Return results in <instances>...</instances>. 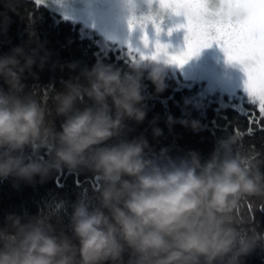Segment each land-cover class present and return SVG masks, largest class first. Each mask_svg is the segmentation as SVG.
I'll list each match as a JSON object with an SVG mask.
<instances>
[{
    "label": "clouds",
    "instance_id": "clouds-1",
    "mask_svg": "<svg viewBox=\"0 0 264 264\" xmlns=\"http://www.w3.org/2000/svg\"><path fill=\"white\" fill-rule=\"evenodd\" d=\"M153 3L117 0L116 7L132 17ZM7 22L5 16L0 25ZM50 55L39 45L30 51L18 45L0 55L7 89L0 88V181L12 179L16 188L20 182L44 183L63 169L90 171L98 177L99 206L73 204L68 226L76 243L43 216L9 214L0 229V264H242L257 238L238 232L248 221L238 209L244 200L264 202V173L239 152L240 137L219 139L203 163L196 151L175 158L165 148L153 154L143 134L126 139L132 131L126 122L139 125L146 118L145 71L155 93L165 89L164 64L147 60V66L139 59L123 73L100 62L90 68L53 62L60 71L78 70L54 97L55 114L65 117L56 131L46 122L50 110L25 93L22 82L25 72L36 75L34 67L43 71ZM82 98L89 105L74 110ZM158 119L149 121L154 141L163 136ZM165 123L171 128V115ZM179 123L200 128L197 120ZM110 140L115 142L106 145ZM39 148L47 149V159L25 152Z\"/></svg>",
    "mask_w": 264,
    "mask_h": 264
},
{
    "label": "trees",
    "instance_id": "trees-1",
    "mask_svg": "<svg viewBox=\"0 0 264 264\" xmlns=\"http://www.w3.org/2000/svg\"><path fill=\"white\" fill-rule=\"evenodd\" d=\"M8 18L6 26L0 25V55L8 53L12 47L23 46L26 51L40 46L41 52H49L50 59L43 71L32 69L33 77L25 72L22 82L25 93H33L35 98L50 111L46 114V122L51 121L54 129L60 131V124L65 117L57 116L54 111V97L64 92V81L75 77L77 71L70 72L67 68L60 71L53 68V62L65 64L77 61L80 67H91L101 64L119 68L121 72L128 71L129 61L125 51L102 44L100 37L94 31L83 28L79 23L63 18L58 12L45 5H36L34 0H0V20ZM165 89L155 93L151 81L146 78V71L141 79V89L145 96L144 110L146 118L143 123L136 125L127 121L132 128L125 136L126 139L143 134L154 152L165 148L171 157L183 156L188 151H196L201 162L206 161L213 152L219 139L236 134V129L245 133L240 137L238 150L259 165L264 173V130L252 124L253 134L248 135V119L240 112L241 108L253 109L244 98L200 95L198 84L186 86L181 81L164 73ZM0 88L6 86L0 80ZM86 98L74 105V110H82L88 106ZM259 115L258 110H256ZM168 115L173 118L169 128L165 119ZM158 117L156 126L163 130V136L154 141L151 135L149 121ZM197 120L200 128L192 131L182 126L179 121ZM264 125V121L260 122ZM114 140L105 142L106 145ZM29 158L35 155L44 160L48 151L44 148L25 149ZM98 177L90 171L69 173L67 169L53 172L44 183L28 185L23 182L13 187V180L0 181V229L4 227L5 217L15 214L20 217L43 216L49 219L54 229L63 232L73 243L75 238L69 228V216L72 206L78 200L91 209L99 206L97 194ZM39 178H37L38 180ZM251 205V213L248 205ZM238 214L247 218V222L238 227L241 236L256 234V244L253 250L242 257V264H264V202L249 199L244 200L238 209ZM127 254H125V260Z\"/></svg>",
    "mask_w": 264,
    "mask_h": 264
},
{
    "label": "snow or ice",
    "instance_id": "snow-or-ice-1",
    "mask_svg": "<svg viewBox=\"0 0 264 264\" xmlns=\"http://www.w3.org/2000/svg\"><path fill=\"white\" fill-rule=\"evenodd\" d=\"M46 0H35L36 5L45 4ZM157 5V15L170 12L183 15L185 23L179 25L185 29V47L183 51L169 55L167 45L159 42L155 44V51L145 55L139 48L127 44L124 53L128 61L139 60L156 61L161 56L164 63L175 64L177 67L185 64L191 57L197 55L202 48L210 47L213 42L221 48L226 62L239 65L246 79L243 90L247 97V104L253 109L241 108L240 112L248 119V135L253 134L252 124L261 130L264 125V0H153ZM147 22H152L157 33L159 25L154 16L149 14L139 21L132 16L128 26L131 29L139 24L141 30ZM144 47L147 48V37H143ZM258 110L259 115H257ZM237 135L245 133L236 129ZM253 156L251 159L255 160ZM98 179V178H97ZM251 213V205H248Z\"/></svg>",
    "mask_w": 264,
    "mask_h": 264
},
{
    "label": "rangeland",
    "instance_id": "rangeland-1",
    "mask_svg": "<svg viewBox=\"0 0 264 264\" xmlns=\"http://www.w3.org/2000/svg\"><path fill=\"white\" fill-rule=\"evenodd\" d=\"M116 4L117 0H46L42 5L58 12L63 18L94 31L105 46L117 47L126 52L127 44H131L145 55H151L155 51V44L159 42L168 46L166 51L169 55L183 51L186 33L184 28L178 27L185 23L183 15L164 12L156 16L155 3L151 10L141 5L132 15L139 21L152 14L160 32H156L152 22L144 24L143 30L139 24L129 29V13L117 8ZM145 36L148 40L147 48L143 44ZM163 61L164 57L161 56L155 63L164 64V73L179 79L186 86L200 85L199 93L202 96L217 94L229 98L238 96L247 100L243 90V81L246 79L244 73L239 65L226 62L223 51L215 42L210 47L202 48L182 66L177 67ZM142 63L151 66L147 60Z\"/></svg>",
    "mask_w": 264,
    "mask_h": 264
}]
</instances>
